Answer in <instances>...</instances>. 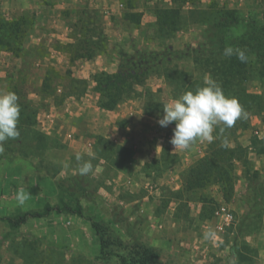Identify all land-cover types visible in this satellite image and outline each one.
Instances as JSON below:
<instances>
[{
	"label": "rangeland",
	"instance_id": "1",
	"mask_svg": "<svg viewBox=\"0 0 264 264\" xmlns=\"http://www.w3.org/2000/svg\"><path fill=\"white\" fill-rule=\"evenodd\" d=\"M100 1L90 6L86 0H0V37L5 25L25 23L15 53L5 43L0 47V91L19 90L31 99L19 97L25 104L20 137L5 142L0 153V217L66 202L80 204L85 214L53 212L19 226L0 220V264H121L120 255L136 264H264V0L185 3L181 29L164 40L157 36L158 10L175 6L173 0H136L133 8L106 0L108 11ZM55 3L76 4V10L57 8L67 22L70 12L82 11L73 45L49 41L55 49H69L70 67L60 73L40 70L38 57L48 55V47L30 46L40 24L50 27L40 20V4ZM221 8L234 10L237 19L226 22ZM228 45L249 53L253 68L238 87L259 100L239 95L244 108L245 100L250 104L247 119L223 131L217 127L212 142L198 139L188 149L174 148L175 122L157 123L166 104L207 79L237 97L222 84ZM100 55L116 71L132 67L145 77L113 109L130 108L132 118L118 115L110 128L108 117L97 113L103 109L95 88L100 71L72 75ZM51 109L57 115L53 126L45 115ZM130 121L145 126L137 146L122 142L121 128ZM223 145L231 150L229 178L191 188V168ZM77 154L91 160L88 176L79 175L83 161H76ZM21 188L31 194L23 205L16 200ZM87 217L98 223L106 244ZM209 230L215 237L206 240Z\"/></svg>",
	"mask_w": 264,
	"mask_h": 264
},
{
	"label": "trees",
	"instance_id": "2",
	"mask_svg": "<svg viewBox=\"0 0 264 264\" xmlns=\"http://www.w3.org/2000/svg\"><path fill=\"white\" fill-rule=\"evenodd\" d=\"M126 1V6L128 8H133L134 3L136 0H122ZM198 0H173V2L176 4L175 6H168L164 7L160 10H158L157 15V29H158V38L167 39L170 38L173 34H175L179 29H181L182 24V16H183V9L182 5L188 2H195ZM177 2L179 5H177ZM223 14V15H222ZM220 16H223L225 21L228 20L234 21L237 19L235 16L234 10H228L221 8ZM225 22V23H226ZM25 23L21 22H13L12 24H7L5 27L7 30L4 33L3 36L0 37V47L3 45V43L6 44L8 50L13 51L14 53L17 50H13L14 41L18 40L23 34V26ZM250 38L252 41H254L258 36L250 35ZM162 41V40H161ZM162 44V43H161ZM160 44V45H161ZM67 45H73L72 43ZM164 46V44H163ZM20 48V47H19ZM66 51H69V49H64ZM159 54H162L160 50L156 51ZM248 61L247 63H241L235 56L227 57L225 63L224 70V80L222 84H224L229 89H234L233 94L237 95V99H239L244 94L248 97V100L251 102L252 98L255 99V102L259 100L258 95L247 93V91L240 86L238 81H242V78H244L245 73H250L252 71V62L249 60L250 55L248 52ZM155 59H158V55L155 53ZM130 70L124 69V67H120L118 71L115 72H108V71H100L96 75V90L100 94V101L99 106L108 109L113 110L115 109L125 98L129 97L134 89L135 84H143L145 77H143L141 74H139L138 70L133 71L132 67ZM138 69H143V67H140ZM250 71V72H249ZM143 73V72H142ZM45 83V80L43 82V85ZM233 86V87H232ZM18 97H22V100H26V96H21L19 90L14 91ZM149 92V91H148ZM24 97V98H23ZM19 99V104L21 106V112L24 113V102ZM27 102L29 100H26ZM254 102V103H255ZM253 103V102H252ZM23 106V108H22ZM246 106L249 108L250 104H248L245 100V109ZM28 123V122H26ZM32 123V122H31ZM19 128V125H18ZM21 131V129L19 128ZM254 142L257 144L259 142L262 144V141L258 138H254ZM264 144V143H263ZM258 145V144H257ZM229 151H231L227 146L223 145L221 146L216 152H213L211 157L204 158L201 161L197 162L195 166L191 168V172L189 175L188 182L191 185V188L194 187H205L211 182H220L224 180L225 178H229V172L226 168V162L230 160ZM260 151L264 152V145L260 148ZM53 212L57 213H63V212H69L76 214L81 217H85V214L83 212L82 206L80 204H77L75 206H72L69 203H64V206L60 205H52L50 203H47L42 211H34V212H25L24 214H19L16 216H10V217H0V220L7 221L8 223L19 226L22 223L26 222L29 217H46L52 214ZM91 223L93 228L100 234V229L98 223L94 220L92 217H87ZM100 238L102 239L103 243L106 244L105 238L103 234H100ZM106 255V254H105ZM149 255V254H146ZM121 258V264H136V260L134 263L130 262L128 258L125 255H120Z\"/></svg>",
	"mask_w": 264,
	"mask_h": 264
},
{
	"label": "clouds",
	"instance_id": "3",
	"mask_svg": "<svg viewBox=\"0 0 264 264\" xmlns=\"http://www.w3.org/2000/svg\"><path fill=\"white\" fill-rule=\"evenodd\" d=\"M223 55L235 56L241 63H247L246 50L228 45L224 48ZM21 106L19 97L14 91H0V153L4 151V143L8 140L18 139V128ZM248 113L236 97L225 95L221 85L207 79L204 86L187 91L173 102L163 107V116L157 123L161 127H168L175 122L171 144L174 148L185 150L198 139L212 142L214 130L220 127L232 128L237 120L247 119ZM226 146V145H225ZM89 157L94 154L89 152ZM80 176H88L93 171L91 160H84L82 154H77ZM28 190L21 188L16 195L18 204L23 205L30 197ZM215 237L212 230L204 233V239L211 240Z\"/></svg>",
	"mask_w": 264,
	"mask_h": 264
},
{
	"label": "crops",
	"instance_id": "4",
	"mask_svg": "<svg viewBox=\"0 0 264 264\" xmlns=\"http://www.w3.org/2000/svg\"><path fill=\"white\" fill-rule=\"evenodd\" d=\"M79 1L85 2V0H79ZM86 1L91 6L92 5L91 2L94 0H86ZM102 1H105V3L102 4ZM100 2H101L100 4L104 6V11H108L109 3L106 0H101ZM75 5L76 4L74 3H65V4L55 3L52 5L40 4V20L45 18L44 20L48 21V22L44 21L46 22L45 25L47 24V26H50L46 28L44 27V24H40V26L41 25L43 26L42 28L40 27V34L36 33L34 36H32V40L30 41V46L38 47L39 45L44 44L46 47H48V50L50 51L48 55L45 56L42 55L41 57H38V60H40V70L41 69L43 71L54 70L60 73V71L66 72L67 68L70 67L71 61H70V57H68V54L70 53H68L66 50L55 49L52 46L51 42L49 41L56 40L61 44H67V43L70 44L76 41L77 36H79L78 34L79 31L76 29V26H74V24L77 23L76 19L78 20L81 19L80 14H82V11L70 12V17L68 22L67 19L64 16H62V14H60L61 11L57 12V8L60 10L61 7L64 9L66 7H70V9H74ZM5 6L8 7L7 4H5ZM105 60L106 59L100 55V57L98 58L90 59L85 62L83 61L82 62L83 64L80 66V68L78 70H75L72 75H75L76 77H87V76L89 77L92 75L93 69L94 70L97 69L96 72L102 70L108 72H114L117 70L114 69L112 63L108 64L105 62ZM29 100L31 101L30 98ZM115 111L116 110H108V109L106 110L103 108L101 112H97V113L98 114L103 113L108 117L106 122L108 123L109 128L113 126L112 123H114L118 115L122 117H127L128 119L132 118L131 114L133 113V111H131L130 108L127 111L124 110H119V111L117 110L116 112ZM129 111H131V114ZM53 112L54 111L51 109L50 111L45 113V115L47 116V121L49 122V126L54 125L51 124L50 121H52V123H54L53 121L56 122L57 115H54ZM144 127L145 126H143L141 123H136L134 121H130L129 123H127L125 127L121 128L122 133L120 134L124 133L123 135H125L121 137L123 140L122 142L125 143L126 145H131V146L139 145L140 143L137 136H140L141 132L143 133Z\"/></svg>",
	"mask_w": 264,
	"mask_h": 264
},
{
	"label": "built area",
	"instance_id": "5",
	"mask_svg": "<svg viewBox=\"0 0 264 264\" xmlns=\"http://www.w3.org/2000/svg\"><path fill=\"white\" fill-rule=\"evenodd\" d=\"M230 215H228V217H229Z\"/></svg>",
	"mask_w": 264,
	"mask_h": 264
}]
</instances>
